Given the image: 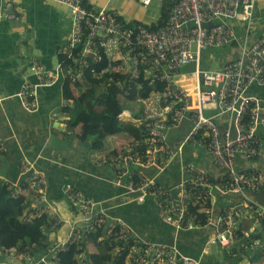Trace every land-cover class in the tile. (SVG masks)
Returning a JSON list of instances; mask_svg holds the SVG:
<instances>
[{
    "label": "built area",
    "instance_id": "1",
    "mask_svg": "<svg viewBox=\"0 0 264 264\" xmlns=\"http://www.w3.org/2000/svg\"><path fill=\"white\" fill-rule=\"evenodd\" d=\"M51 1L68 8L70 36L59 49L54 73L37 58L30 62L38 82L21 84L16 96L22 107L37 111L38 88L58 78L68 79L76 95L79 86L87 91L91 84L87 73L100 80L99 89L115 85L121 99L134 87H154L145 97L121 100L123 109L118 115L120 121L134 124L143 133V148L136 149L133 139L114 157L97 156V165L110 167L115 184L125 187L133 200L143 203L152 197L160 216L179 229L209 227L210 241L229 254L264 253V204L254 198L264 189V169L247 170L237 164L239 155L252 160L263 150L256 131L264 125V98L248 93L251 85L264 86V32L254 37L260 18L256 0H170L168 17L156 29L127 21L108 7L89 8L84 4L89 0ZM137 1L148 7L153 1L164 0ZM212 47L240 48V52L218 69L202 70V52ZM129 103H137V108ZM70 105L73 107L72 101ZM218 116L226 117L224 125L218 123ZM185 120L190 125L178 150L185 144L194 145L211 157L221 173L213 175L190 161L183 165L175 184L162 185L155 173L177 154L169 134ZM20 167L31 172L34 188L27 219L46 213L50 229L45 227L43 233L48 238L57 226L66 222L70 226L66 239L52 243L49 255L47 251L37 263L60 264V248L68 250L94 235L108 241L112 259L122 264H203L184 254L174 242H151L134 235L130 226L108 215L99 202L83 197L71 185L66 186V193L80 216L65 220L49 198L45 172L29 160H23ZM149 169L155 170L153 176L148 175ZM10 187L14 188L13 184ZM231 193L238 194L239 200L230 201ZM0 253L31 260L29 251L20 252L16 247L0 246ZM79 261L86 264L82 256Z\"/></svg>",
    "mask_w": 264,
    "mask_h": 264
},
{
    "label": "crops",
    "instance_id": "2",
    "mask_svg": "<svg viewBox=\"0 0 264 264\" xmlns=\"http://www.w3.org/2000/svg\"><path fill=\"white\" fill-rule=\"evenodd\" d=\"M97 1L92 0L88 4L98 9L100 7ZM160 2L163 7L164 1ZM256 5L260 18L256 21L254 37L264 32V0H256ZM160 16L161 10L157 13V20ZM70 32L71 18L68 8L57 2L0 0V141L3 143L0 144V177L13 184L17 194L30 200L34 190L31 172H23L20 167L23 160H29L36 168L45 172L49 198L58 205L59 214L65 220L80 216L79 209L73 206L66 193V186L71 185L83 197L99 202L108 215L119 218L130 226L134 235L151 242H174L184 254L200 260L203 264H216L221 253L212 250L213 246L220 247L210 241L211 228L183 230L171 222H166L160 216L152 197H147L143 203L133 200L134 196L129 194L125 187L115 184L114 173L110 167L97 165V156H110L125 144L132 142L133 138L127 131H123L108 136L103 148L92 149L89 141L82 135V125H70V117L63 111L66 99L62 78H58L51 85L38 88L37 111L28 112L22 107L16 96L21 84L29 80L38 82L37 77L31 73L30 62L37 58L47 71L54 73L59 64V49L66 44ZM239 52V48L228 51L226 57ZM248 93L264 98V86L251 85ZM135 115H138L137 111ZM225 120V116L217 117L220 125H224ZM189 125L185 120L169 134L171 147L177 154L162 171L155 173V179L162 185L175 184L183 165L190 161L213 175L221 173L211 157L194 145L185 144L178 150ZM125 134L128 135L126 138L123 136ZM259 157L252 161L239 155L237 164L242 169H264V145ZM229 196L232 202L240 198L236 193ZM254 198L264 204V189L254 195ZM67 232V224L63 227L61 224L49 240L53 243L61 242L66 239ZM86 244L87 248L88 244L90 245L88 254L98 253V248L92 240H86ZM222 251V256L228 259L248 256L247 253L240 254L237 251L233 254ZM249 256L250 262L247 261V264H261L260 259L264 260V256L253 260L251 258L254 256ZM35 260L38 259L35 257ZM20 262L0 253V264ZM21 263L42 264L34 261L29 263L26 260Z\"/></svg>",
    "mask_w": 264,
    "mask_h": 264
},
{
    "label": "trees",
    "instance_id": "3",
    "mask_svg": "<svg viewBox=\"0 0 264 264\" xmlns=\"http://www.w3.org/2000/svg\"><path fill=\"white\" fill-rule=\"evenodd\" d=\"M164 3L161 9V16L157 22L149 25L146 24L150 29L158 28L167 19L169 7L172 3L170 0H164ZM84 4L92 8L88 2L84 1ZM233 46H236V43ZM117 76L119 77V75ZM86 77L87 82L91 83L89 84L90 87L88 86L87 91H83V87L79 86V95L75 94L70 81L68 79L64 80L63 88L66 105L63 111L70 117L68 120L70 125H82V135L89 141L91 148L94 150L103 148L108 136L123 131H129L132 138L137 141L135 143L136 149H142L144 146L143 133L134 124L124 123L118 119V115L123 109L119 97L120 90L115 85L99 89L97 86L100 82L99 79L90 77L89 73H87ZM103 81L107 82V78L103 79ZM153 88L147 84H144L140 90H136L134 87L129 92L128 98L132 99L136 96L145 97ZM71 101L73 102V107L70 105ZM246 123L249 125L250 121L246 120ZM256 136L260 137V142L264 145V125L257 127ZM117 154L118 151L111 154L110 157H114ZM259 158V156L254 157L252 161H256ZM249 169L251 168L247 170ZM154 171L153 169H149L147 173L153 176ZM10 184L7 181H0V246L6 249L16 247L20 252L29 251L31 260L27 261L29 263L32 261L36 263L38 262L35 260L36 256L42 257L46 255L47 251L49 255V249L53 243L49 240L48 234L43 233L45 227L48 230L50 229L47 225L48 216L46 213H43L32 219H27L32 209L30 205L31 200H26L25 196L16 194L13 188H10ZM73 206L75 207L76 205L73 204ZM64 225L62 224V227ZM90 240L97 246L98 253L88 254L86 249H84L83 241L72 245L66 251L59 252L60 264H79L80 256L85 258L86 264H122L121 261L115 262L112 259V247L108 241L99 240L94 235H91ZM259 254L253 255L247 253V255L254 256L251 258L252 260L257 259Z\"/></svg>",
    "mask_w": 264,
    "mask_h": 264
},
{
    "label": "rangeland",
    "instance_id": "4",
    "mask_svg": "<svg viewBox=\"0 0 264 264\" xmlns=\"http://www.w3.org/2000/svg\"><path fill=\"white\" fill-rule=\"evenodd\" d=\"M91 1L92 0H89V2H91ZM162 4L163 3L160 1H153L150 6L144 7L137 0H110V2H107V0H98L97 1V5L100 8L101 7H108L110 9H112L114 12H116L118 15L124 17L125 19L137 20V21H139L143 24H147V25H149V24L155 22V20H157V13H159L160 10L162 9ZM228 51L231 52V51H234V49L231 47H225V48L212 47V48H208L207 50H203L201 58H200L201 69L202 70H204V69L205 70H207V69H210V70L218 69L225 62H229L231 60H234L238 56L237 54H232L231 57L227 58L226 56L228 55ZM121 100H123L124 102H130V98H128V97H124ZM129 106L132 107L133 109H135V108H137V103H129ZM126 127L128 128V126H126ZM128 133H129V131H128ZM123 136H125V138H126L128 135L125 134ZM129 136H131L130 133H129ZM2 180L6 181L4 178L0 177V181H2ZM14 190H15V187L13 188V191ZM19 190L23 192L22 189H19ZM32 198H33V195H32ZM53 204L59 210L58 205L55 203H53ZM66 224H67V229L69 232V229H70L69 223L66 222ZM256 229L258 231L260 230L258 223H257ZM85 243H86V241L83 242L84 249H86L88 252H90V245L88 244V248H87V244L85 245ZM63 244H66V241H64ZM64 248H66V249H64ZM66 250H67V247L60 248V251H66ZM212 250L215 252L221 253L220 258L216 261V264H247V261L250 262L249 261L250 260L249 255L247 257H246V255H241L238 257H234V258L229 257V259H228V257H226L224 255L222 256L223 251L220 248H218L217 246H213ZM7 257L10 258L9 256H7ZM36 257H37V259L41 258V256H36ZM260 260L264 261L263 259H260ZM23 261H24V259L21 260V262H23ZM79 264H85V263H83V262L81 263L79 261Z\"/></svg>",
    "mask_w": 264,
    "mask_h": 264
},
{
    "label": "clouds",
    "instance_id": "5",
    "mask_svg": "<svg viewBox=\"0 0 264 264\" xmlns=\"http://www.w3.org/2000/svg\"><path fill=\"white\" fill-rule=\"evenodd\" d=\"M169 8H170V7H169ZM93 9H94V8H93ZM115 13H116V12H115ZM168 13H169V12H168ZM119 16H120V15H119ZM120 17H121V16H120ZM121 18H122V17H121ZM123 19H124V18H123ZM133 22H135V21H133ZM138 22H139V21H138ZM145 25H146V24H145ZM120 100H121V99H120ZM87 240H90V237H89ZM85 241H86V240H85ZM86 251H87V250H86ZM87 252H88V251H87ZM254 255H256V254H254ZM260 255H264V253H260L259 256H260ZM261 262H262V261H261Z\"/></svg>",
    "mask_w": 264,
    "mask_h": 264
}]
</instances>
